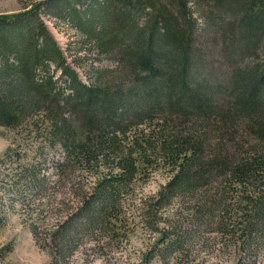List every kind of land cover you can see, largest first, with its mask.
<instances>
[{"label": "trees", "instance_id": "16d2710c", "mask_svg": "<svg viewBox=\"0 0 264 264\" xmlns=\"http://www.w3.org/2000/svg\"><path fill=\"white\" fill-rule=\"evenodd\" d=\"M42 7L101 53L119 55L125 79L97 72L93 84L82 83L39 17ZM199 31L230 67L226 82L199 80ZM0 129H32L61 148L60 177L78 167L107 170L56 233V261L82 236L122 225L123 194L157 163L172 168L157 208L218 182L238 207L229 234L246 246L264 225V0H45L0 18ZM225 129L221 148L208 143ZM19 169L2 180L0 173V202L23 199L39 183L40 167ZM170 244L174 251L179 242Z\"/></svg>", "mask_w": 264, "mask_h": 264}, {"label": "rangeland", "instance_id": "374dc122", "mask_svg": "<svg viewBox=\"0 0 264 264\" xmlns=\"http://www.w3.org/2000/svg\"><path fill=\"white\" fill-rule=\"evenodd\" d=\"M44 1L0 0V18L21 16ZM37 13L82 83L93 84L97 72L110 71L116 79H125L117 66L119 55L101 53L95 41H88L80 30L47 15L45 8ZM194 38L203 51L201 61L205 66L199 80L209 82L211 75L217 82H226L225 75L232 71L219 58V49L201 31ZM224 99L217 97L216 101ZM135 132L130 131L128 137ZM226 133L230 134L226 129L214 131L207 135V141L221 148L224 143L220 137ZM228 151L231 155L232 150ZM7 154L11 157L0 169L1 180L27 164L40 167L41 174L33 192L23 193V199L4 197L0 202V264H264V225L258 229L259 236L246 246L232 238L229 233L232 223L239 219L238 207L220 183L178 195L166 206L156 207L172 178V168L164 163L143 167L129 185L122 196V225L114 223L110 230L82 236L68 258L56 261V233L75 215L84 195L93 191L107 170L78 167L60 177L56 164L64 160L62 149L52 148L44 135L32 129H0V161ZM203 209L210 213L204 218ZM165 233L168 240L163 239ZM171 242H179L174 251L167 250Z\"/></svg>", "mask_w": 264, "mask_h": 264}]
</instances>
